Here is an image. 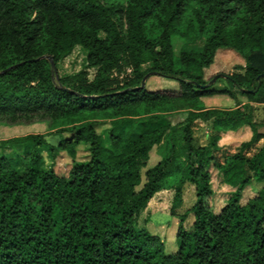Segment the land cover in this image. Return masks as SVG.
<instances>
[{"label":"trees","instance_id":"obj_1","mask_svg":"<svg viewBox=\"0 0 264 264\" xmlns=\"http://www.w3.org/2000/svg\"><path fill=\"white\" fill-rule=\"evenodd\" d=\"M172 36L203 44L175 53ZM75 46L83 67L58 75ZM220 51L241 58L235 71L216 73ZM148 77L174 86L150 89ZM213 95L234 106L206 108L201 98ZM253 104H264V0H0V125L44 123L60 136L0 140L27 146L21 172L0 154V264H264V122ZM179 108L186 116L171 124ZM196 121L208 126L203 144ZM243 128L248 139L219 158L222 134ZM154 146L160 160L148 166ZM61 152L65 175L54 169ZM212 171L233 188L217 210ZM252 181L262 186L242 202ZM185 184L194 202L179 212ZM161 190L172 191L176 220L169 252L165 236L138 226Z\"/></svg>","mask_w":264,"mask_h":264},{"label":"rangeland","instance_id":"obj_2","mask_svg":"<svg viewBox=\"0 0 264 264\" xmlns=\"http://www.w3.org/2000/svg\"><path fill=\"white\" fill-rule=\"evenodd\" d=\"M102 36V34H100ZM172 47L175 53L183 48H192L199 49L203 40L201 38H192V39H183L177 36L171 37ZM85 51L79 47L75 46L69 54L61 58L56 65V72L60 76H64L67 74H73L79 71L84 64ZM242 62L241 58L237 56L235 53L230 51H220L216 58L215 67L216 73H231L235 71V66L240 65ZM148 63H145L142 68H145ZM94 73V69L88 70L89 78H92ZM214 72L206 71L205 77L208 78L212 76ZM146 85L150 89H168L174 86V83L164 80L160 77H148L146 81ZM213 86L215 88L225 87L226 84L223 80L218 79L214 80ZM225 96V95H223ZM222 95L214 96L215 99L213 101H217V104L220 105L219 108H225ZM222 98V101H221ZM232 102V101H231ZM255 106V105H254ZM186 116V111L183 108H179L177 111L168 114L167 117L170 120L171 124H176L182 121ZM254 121L263 123L264 122V105H256L254 110ZM208 130V126L206 123H202L200 121H196L194 125V135L196 140L203 144L205 142V135ZM259 130L264 132V127H260ZM28 133L34 134H43L45 140L52 145H57L60 141V136L49 132L46 125L44 123H33L29 125H16V126H4L0 125V140L7 139L13 136L24 135ZM250 136V132L248 128H243L238 130L235 134L230 136H223V140L219 142L221 146V151L217 153V156L221 158V155L226 153H233L236 151L238 144L248 139ZM102 142L104 145L108 144L107 141V133L104 132L102 134ZM159 147L154 146L150 151V160L148 162V166H152L156 160L159 159ZM26 147H17V146H8L5 145L3 147L0 146V154H4L7 158L12 159L14 164L13 166L18 170L22 171L23 168L20 163V157L23 156ZM43 162L42 166L47 167L50 163L49 158H47L45 149L42 150ZM87 157L86 147L84 145H79L76 147V159L84 160ZM55 171L60 175H65L70 167V158L65 152L59 153L55 158ZM262 185L255 181H252L250 186L245 189L242 202H244L248 197L252 196L258 189H260ZM211 188L213 190V195L210 199V205L214 210H217L226 199L231 195L233 188L225 184L222 180V176L215 171H212L211 176ZM172 193L170 191H164L160 195H155L151 198V202L145 210H143L138 219V226L145 225L152 232H159L161 235L165 236V251H172L175 246V228H176V220L169 217V208L171 204ZM194 201V189L192 185L187 184L186 188L183 190L182 197V206L179 209V212H183L192 205ZM191 215L188 214L186 216V221L184 225L188 228L191 225Z\"/></svg>","mask_w":264,"mask_h":264},{"label":"crops","instance_id":"obj_3","mask_svg":"<svg viewBox=\"0 0 264 264\" xmlns=\"http://www.w3.org/2000/svg\"><path fill=\"white\" fill-rule=\"evenodd\" d=\"M214 96H217V95H213V96H205V97H202L201 98V100H202V103L204 104V106L206 107V108H212V107H216V108H219L220 107V105H218L217 104V101H213V99H215L214 98ZM223 96V95H222ZM221 101H222V98H221ZM223 103H224V105H222L223 107H225V108H231V107H233L234 106V101L232 100V99H230L228 96H223ZM232 101V102H231ZM255 105V106H254ZM256 105L258 106V105H264V104H253V106L254 107H256ZM203 123V122H202ZM227 135V133L226 134H222V138H221V140H223V136H226ZM221 151V150H220ZM226 154H228V153H226ZM149 160H150V153H149ZM149 160H148V162H149ZM160 160V157H159V159L158 160H156V162L154 163V164H156L158 161ZM153 164V165H154ZM152 165V166H153ZM186 186H187V184H185V186H184V189L186 188ZM194 189V188H193ZM164 191H170V193H172V191L171 190H161V191H159V192H157L155 195H160L162 192H164ZM154 195V196H155ZM153 196V197H154ZM152 197V198H153ZM172 199V198H171ZM151 200L152 199H150V201L148 202V205H149V203L151 202ZM194 202V201H193ZM183 205H181V207H182ZM191 206V205H190ZM189 206V207H190ZM180 207V208H181ZM184 207V206H183ZM188 207V208H189ZM179 208V209H180ZM188 208H186V209H188ZM145 210V209H144ZM190 215H191V219H193V217H192V214L191 213H189ZM191 222H192V220H191Z\"/></svg>","mask_w":264,"mask_h":264},{"label":"water","instance_id":"obj_4","mask_svg":"<svg viewBox=\"0 0 264 264\" xmlns=\"http://www.w3.org/2000/svg\"><path fill=\"white\" fill-rule=\"evenodd\" d=\"M214 82V79L211 81V83Z\"/></svg>","mask_w":264,"mask_h":264}]
</instances>
